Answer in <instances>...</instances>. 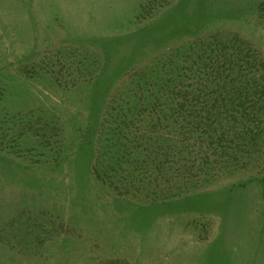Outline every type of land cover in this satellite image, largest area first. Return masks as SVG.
<instances>
[{
	"label": "rangeland",
	"instance_id": "obj_1",
	"mask_svg": "<svg viewBox=\"0 0 264 264\" xmlns=\"http://www.w3.org/2000/svg\"><path fill=\"white\" fill-rule=\"evenodd\" d=\"M177 62L198 129L149 148L151 201L100 140ZM0 264H264V0H0Z\"/></svg>",
	"mask_w": 264,
	"mask_h": 264
},
{
	"label": "trees",
	"instance_id": "obj_2",
	"mask_svg": "<svg viewBox=\"0 0 264 264\" xmlns=\"http://www.w3.org/2000/svg\"><path fill=\"white\" fill-rule=\"evenodd\" d=\"M189 58L195 64L191 55ZM194 58L201 60L203 56L195 54ZM181 66L179 62L173 66L171 74L174 73L175 77L168 76L167 71L162 75L158 69L153 68L150 77L135 81L128 88L127 94L115 100L109 113L112 123L103 132L96 165L97 175L103 182L113 186L115 182V188L143 192L151 201L164 196L157 183L147 188L148 184H152L148 181L149 166L155 162L151 159L149 148L155 146V152H159L162 144H167L168 139L161 132L174 134L180 129L186 135L185 141H189L198 129L195 103L187 96L192 85L185 78H178L180 74L187 76L186 72L192 67L183 66L181 70ZM158 164V170H167L163 161ZM160 164H163L162 167ZM120 171L126 172L125 176ZM196 184L192 179V182H184L180 188H194ZM168 194L172 196L173 192Z\"/></svg>",
	"mask_w": 264,
	"mask_h": 264
}]
</instances>
